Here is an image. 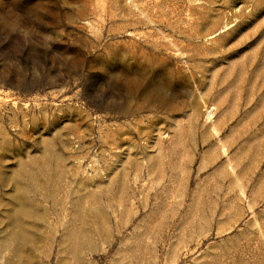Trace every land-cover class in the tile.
Wrapping results in <instances>:
<instances>
[{"label":"rangeland","instance_id":"1","mask_svg":"<svg viewBox=\"0 0 264 264\" xmlns=\"http://www.w3.org/2000/svg\"><path fill=\"white\" fill-rule=\"evenodd\" d=\"M0 264H264V0H0Z\"/></svg>","mask_w":264,"mask_h":264},{"label":"bare ground","instance_id":"2","mask_svg":"<svg viewBox=\"0 0 264 264\" xmlns=\"http://www.w3.org/2000/svg\"><path fill=\"white\" fill-rule=\"evenodd\" d=\"M22 208H24V207H22ZM22 208H20L19 210H18V212H17V215H25L24 214V211H22ZM25 210V209H24ZM27 212V211H26ZM25 212V213H26ZM27 214H28V212H27ZM15 216V214H13V217ZM15 222H16V232H17V236H18V238L21 240V242L23 241V242H25L24 240L26 239V238H28V234H27V232H26V230L23 228V226L22 225H20V223H17V221L16 220H14Z\"/></svg>","mask_w":264,"mask_h":264}]
</instances>
